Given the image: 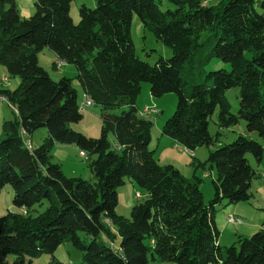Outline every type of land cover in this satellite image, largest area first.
<instances>
[{
	"label": "trees",
	"instance_id": "16d2710c",
	"mask_svg": "<svg viewBox=\"0 0 264 264\" xmlns=\"http://www.w3.org/2000/svg\"><path fill=\"white\" fill-rule=\"evenodd\" d=\"M170 2L174 8L162 10L156 0H94L91 8L79 4L73 23L70 0H33L34 11L26 18H20L14 0H0V63L18 75L15 87L0 88V96L16 109L1 121L0 187L11 185L18 207L0 214V264L8 253L21 264L23 254L43 252L50 254L46 264H63L53 255L62 241L81 251L83 264H150V258L166 264H264V227L225 245L214 219L215 203L250 199L252 179L261 175L247 153L260 162L264 151L248 136L257 131L264 138V0ZM133 13L171 47L170 57L149 63L136 54ZM44 47L74 66L83 95L99 106L97 136L69 127L81 117V98L69 77L53 79L38 63L36 53ZM213 57L230 68L206 69ZM143 81L153 96L177 94L162 133L189 150L216 144L197 162L215 170L208 203L200 176L189 178L154 157L153 120L136 105ZM231 86L239 87L236 112L225 93ZM217 105L219 127L243 118L246 133L225 143L219 130L212 134L208 125ZM38 127L46 133L28 148ZM54 142L73 143L88 159L93 179L65 175L49 158ZM124 177L146 191L130 217L114 211L116 187ZM42 200L45 207L30 214Z\"/></svg>",
	"mask_w": 264,
	"mask_h": 264
},
{
	"label": "rangeland",
	"instance_id": "374dc122",
	"mask_svg": "<svg viewBox=\"0 0 264 264\" xmlns=\"http://www.w3.org/2000/svg\"><path fill=\"white\" fill-rule=\"evenodd\" d=\"M17 6L18 14L20 18H26L34 11L33 0H14ZM160 9L165 10L167 8H174V4L170 0H156ZM219 0H204V3L213 5L217 4ZM84 4L87 7H94V0H70L68 14L73 23L78 20V6ZM257 10H261L256 5ZM131 38L135 47L136 54L149 63H154L157 58L162 55L163 57H170L172 49L169 45H165L161 40L155 38L151 31L145 29L143 24L136 13H133L130 27ZM38 63L44 67L49 76L53 79H57L59 76L64 75L71 79L72 84L77 89L78 99L84 97L78 81L75 79V69L70 63L57 64V60L50 56V50L46 47L39 50L36 53ZM54 62V67L52 63ZM219 67L230 68L229 62L223 61L221 58L213 57L209 63L205 66L206 69H215ZM18 82L17 74H9L6 67L0 63V88L11 89L15 87ZM226 96L230 102V109L232 112H236L238 108V86H231L225 91ZM2 95V94H1ZM84 98H82V101ZM177 103V94L172 91L165 92L159 96H153L150 93L149 82L143 81L141 83V91L139 92L136 105L144 107L145 105H153L158 109L155 114H150L149 117L153 120L151 127V140L149 147L153 149V155L160 164L171 163L178 167L181 172L187 177H192L193 170L196 175L201 177L200 189L203 193V200L208 203L209 199L213 195L212 176H215V170H212V175L206 171L208 163L205 166L197 164V162L206 160L209 150L216 147L215 143L209 145L203 144L196 148L189 150L184 147L180 142L174 140L170 136L162 133V125L165 119L174 111ZM12 104V103H11ZM88 105V104H86ZM15 107V106H14ZM218 105L215 107L211 118L209 120V131L214 134L218 130V138L221 142H229L238 133H246V122L243 118L229 125L228 127H219L216 123L218 119ZM118 111V108L113 109ZM16 112L11 108L4 100H0V136L1 134V121L3 119L12 118ZM69 127L82 132L85 135L97 136L99 134L100 117L99 106L97 104H90L83 108L81 111V117L76 121L68 122ZM45 127L36 128L29 136L32 146L38 145L45 135ZM251 138L259 140L264 145V138L260 136L257 131H252ZM111 137V136H110ZM193 151V152H192ZM250 160H255L251 153H247ZM49 158L52 161L57 162L60 165L62 172L65 175L80 176L88 180H92L93 176L88 166V159L79 152L77 147L73 143L54 142L49 149ZM255 163L253 166L260 172L252 179V195L248 200H240L237 202H227L222 200L215 203V217L221 223L218 228L222 233L224 227L226 230L223 235H220L219 242L221 244L230 245L237 240V232L233 224L252 223L259 221L262 227H264V151L260 162ZM146 191L135 181L130 180L128 177H124V182L116 187V203L114 205V211L125 217H130L131 207L140 199L137 198V194L145 195ZM13 190L9 183H4L0 187V214L5 213L7 210H18V207L12 202ZM45 207V201L42 200L40 205H33L29 209L30 214H36ZM240 217V223L236 221H228V215ZM227 220V221H226ZM259 225L253 229L247 230V227H242L243 236L250 235ZM80 237L87 240V236L83 232L79 231ZM100 238L104 239V236L100 234ZM117 235L114 237V243H117ZM53 255L63 262V264H83L81 260V251L73 246L69 241L60 242L53 250ZM15 255L8 253L5 258V262L2 264H14L13 259ZM50 254L43 252L36 256H27L23 254L21 256V264H46L49 261ZM150 264H166L160 262L157 259H149ZM16 264V263H15Z\"/></svg>",
	"mask_w": 264,
	"mask_h": 264
},
{
	"label": "crops",
	"instance_id": "0c3cea01",
	"mask_svg": "<svg viewBox=\"0 0 264 264\" xmlns=\"http://www.w3.org/2000/svg\"><path fill=\"white\" fill-rule=\"evenodd\" d=\"M50 56H53V58H55V55L50 51ZM60 63H62L61 61H59V60H57V64H60ZM82 95H83V93H82ZM84 97H85V95H84ZM139 107V106H138ZM139 108H141V107H139ZM33 133V132H32ZM193 152V151H192ZM82 153V152H81ZM249 161H250V163H251V165L253 166V164L255 163L254 161L255 160H250L249 159ZM256 163H258V162H256ZM208 168V167H207ZM256 169V168H255ZM207 170H209V169H207ZM206 170V171H207ZM209 171H211V170H209ZM212 172V171H211ZM192 174H196V172L193 170V172H192ZM212 174V173H211ZM263 183H264V181H263ZM140 196V195H139ZM214 219H215V224H216V226H217V228H218V226H220L219 225V221L216 219V217L214 216ZM227 221V220H226ZM236 223H240V222H238V221H236ZM221 224V223H220ZM257 225H259V227H261L262 225H261V223H259V221H254V222H252V223H245V224H238L237 226H235V224H233V226H234V228L236 229V232H237V235H239V234H243L242 232L243 231H241V230H243L242 229V227H244V226H246L247 227V230H250V228H254L255 226H257ZM219 229V228H218ZM257 229V228H256ZM255 229V230H256ZM220 230V229H219ZM226 230V227H224V231ZM224 231L221 233L220 232V234H219V236L220 235H223L224 234ZM219 240H220V237L218 238Z\"/></svg>",
	"mask_w": 264,
	"mask_h": 264
},
{
	"label": "built area",
	"instance_id": "2783aa9c",
	"mask_svg": "<svg viewBox=\"0 0 264 264\" xmlns=\"http://www.w3.org/2000/svg\"><path fill=\"white\" fill-rule=\"evenodd\" d=\"M82 98H84V97H81V100L79 101V104H78L79 110H82V107L84 106V105H82ZM0 100H4V99L0 96ZM138 112H139V114H144L145 116H149L150 114H153V113L156 114L158 112V109L153 105H145L144 107L139 108ZM21 138H22V136H21ZM28 148H30V147H28ZM227 220L228 221H233V220L234 221H240L241 218L233 216L230 214V215H228Z\"/></svg>",
	"mask_w": 264,
	"mask_h": 264
},
{
	"label": "bare ground",
	"instance_id": "6f19581e",
	"mask_svg": "<svg viewBox=\"0 0 264 264\" xmlns=\"http://www.w3.org/2000/svg\"><path fill=\"white\" fill-rule=\"evenodd\" d=\"M62 62V61H61ZM3 98V97H2ZM4 99V98H3ZM5 100V99H4ZM91 103V100L88 98V97H84V100L82 101V105H84L83 107H82V110H83V108L86 106V104H90ZM141 115H144V114H141ZM26 143L29 145V147H30V145H31V143L29 142V140L27 139V141H26ZM138 197H140V196H138V194H137V198Z\"/></svg>",
	"mask_w": 264,
	"mask_h": 264
}]
</instances>
